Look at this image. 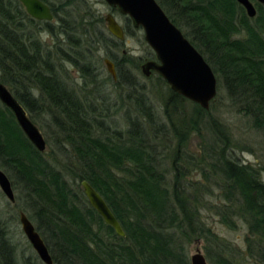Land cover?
<instances>
[{
  "label": "trees",
  "instance_id": "obj_1",
  "mask_svg": "<svg viewBox=\"0 0 264 264\" xmlns=\"http://www.w3.org/2000/svg\"><path fill=\"white\" fill-rule=\"evenodd\" d=\"M41 1L59 23L56 32L53 20L36 21L18 0H0V83L11 89L34 121L33 114L43 111L40 107L54 116L65 145L78 156L80 172L74 180L80 185L86 181L95 189L125 233L118 237L89 205H82L59 169L49 163L45 152L30 144L12 113L0 104V168L13 178L12 186L16 182L22 186L30 210H37L45 225L40 235L53 264H188L182 243L194 235L209 244L205 251L210 264H245L232 257L230 244L195 222L182 185L188 173L180 172L181 163L189 161L185 142L190 134H200V118L206 111L168 87L162 92L166 121L160 123L149 92L123 66L127 62H116L115 82L98 73L99 63L90 51L95 45L117 49L121 42L93 27L90 18L86 22L78 15L70 18L79 13L82 1L60 0L58 7ZM156 1L182 33V26L188 29L184 36L222 79L241 113L264 134V6L255 3L257 14L250 19L235 0ZM122 18L124 32L131 33V21ZM98 22L105 23L102 18ZM41 31L53 36L51 45L41 40ZM61 36L64 39L60 40ZM107 56L111 60V55ZM65 63L77 69L83 83L75 84L61 75ZM98 79L105 80L106 89L129 88L132 93L140 89L139 96H125L135 111L126 112V129L105 127L102 122L93 125L97 98L92 89ZM34 87L40 97L34 95ZM188 104L192 106L189 113L184 111ZM50 110L57 111L59 117ZM101 117L105 118L104 112ZM143 118L148 123L145 127ZM209 122L212 128L204 125L211 135L209 149L194 166L202 170L206 159L214 165L223 182L222 203L212 208L215 216L229 230L243 224L247 231L244 258L264 264V184L260 181L264 169L239 163L225 152L217 123ZM100 129L108 130V136L95 133ZM166 133L176 139L171 184L160 168L165 151L159 136ZM200 189L201 194L207 193ZM81 196L87 202L83 192ZM0 264H19L1 226Z\"/></svg>",
  "mask_w": 264,
  "mask_h": 264
},
{
  "label": "rangeland",
  "instance_id": "obj_2",
  "mask_svg": "<svg viewBox=\"0 0 264 264\" xmlns=\"http://www.w3.org/2000/svg\"><path fill=\"white\" fill-rule=\"evenodd\" d=\"M47 1L52 3L55 7H58L60 4V0ZM81 1L83 5L81 10L77 14L74 13L70 18H74V16L77 17L78 15V19L81 17L85 18L84 22L90 18L89 21L93 22V27L101 29L104 33L109 34L106 28V23L101 24L98 21L100 18L104 21L106 15L110 13L124 29L125 23L122 16L118 12L111 10L103 0ZM250 1L255 5V0ZM62 14L63 13L60 12V16L63 17L64 14ZM177 20L181 23V20ZM51 24L53 25L55 32L59 30V23H57L56 20H53ZM131 29L132 32L129 34L124 32L125 38L117 49H113V47L103 48L101 45L97 47L95 45L93 47L94 50L90 51V53L96 56L94 57V60L96 59L99 63L98 73L104 78L110 76L107 73L104 64V59L108 58L107 54L111 55V61L115 65L117 61L122 60L125 63L127 62V64H123V66L125 69L129 68L139 86L142 87L143 90L149 92L148 96L154 106L155 115L158 116L157 120L164 124L166 119L163 113L164 107L162 102L164 97L162 92H165L168 86L164 81V83L161 82L158 79L159 76L154 72H152L149 77H145L142 74L141 66L146 61L155 60V58L152 59V51L145 43L142 31H138L134 28ZM182 30L183 33L188 32V29L183 26ZM39 36L41 40L48 45H51L54 40L53 36L51 37L46 31H41ZM59 39H64V37L61 36ZM63 67L65 70L61 72L62 76H66L67 79L69 78L75 84L83 83V79L79 72L71 64L65 63ZM214 75L217 80L216 98L211 103L209 109L204 110L206 111V114H203L202 118H200V134H190L185 142L186 156H188L186 159H189V161H183V163H181L183 167L180 169V172L188 173L183 178L182 185L185 189L188 203L192 206L195 222L197 220L204 229L209 231L211 236L219 237L226 243L230 244L231 249L234 250L232 257L239 263L245 261V264H254L251 260L244 258V238L247 232L246 227L239 223L235 230H229L221 224L219 217L215 216L213 212L214 210L212 208L217 207L222 203L220 197L222 195L221 187L223 185L214 165L210 160L208 161L206 159L202 165V170L194 166V161L200 160L199 158H202L204 151L209 149L210 144H208L207 140H210L211 135L208 128H205L204 125H207L208 123V126L211 127L209 120H213L217 123L216 125L220 130V134L216 130L214 131L215 134H219L217 136L226 143L224 146L225 152H230L239 163L249 165L256 169H264V134L252 126L251 119L241 113L238 102L228 93L222 79H218L215 73ZM105 87V80L98 79L96 86L92 89L94 92L96 90L95 96L97 98V101L95 102L97 111L96 115H94L93 125L99 126L97 122H102L101 125H104L105 127L124 130L128 126L125 117L126 112L128 111L135 114L131 103H129L125 96L126 94L137 96V93L139 96L140 89H138V91L135 90L132 93L129 88H123L122 91L119 88L118 91L113 87L110 89H106ZM6 88L11 92V89L8 86H6ZM35 89L33 90L34 95L40 97L42 94H39V91ZM11 94L13 95L12 92ZM40 108L45 113L41 111L40 113L33 114L36 121L30 118V114L26 110L25 111L46 141L45 158L50 164H54L56 168L59 169L61 176L68 182L69 186L71 185L72 189L80 197L82 205H89L81 196L83 191L79 180L76 179L75 181L73 178L76 173L79 174L80 172V166L77 162L78 156L73 152L72 147L65 145L62 136L58 133L59 125L53 121L54 116L51 113H46L47 110L44 107ZM184 111L187 113L191 112L192 106H190V104L185 105ZM50 112H53L55 116L59 117L57 111L50 110ZM103 112L105 118L101 117L103 116ZM141 123L144 127L147 126V119L143 118ZM99 132L103 138L107 137L109 133L106 129H100V131L96 130L95 133L99 134ZM159 137V142L162 141L161 145L165 151L162 154L163 162H161L160 168L164 173L166 180L171 184L173 180V168L171 162L174 159L173 150L174 146H176V139H173L169 133H166V135L164 134V136L160 135ZM213 152L214 150H211V153ZM0 170L7 175L11 184L14 183V180L9 173L2 168H0ZM260 181L264 184V170L261 171ZM12 187L16 199L14 204L10 203L0 190V226L5 232L6 238L15 248L16 260L19 264H24V262L27 261L30 262V264H43L21 231L19 213L24 212L26 214L39 234L45 232V225L39 219L38 212H36L37 210L34 211V208L33 210H30L29 202H27L28 198L26 197V192L22 186L16 182ZM200 187L206 189L207 193L201 194ZM207 246H209V244L199 236L194 235V237L186 239V241L182 243V247L183 255L188 264H190V257L196 252V250H199L206 258L205 249ZM206 261L207 264H210L207 259Z\"/></svg>",
  "mask_w": 264,
  "mask_h": 264
},
{
  "label": "water",
  "instance_id": "obj_3",
  "mask_svg": "<svg viewBox=\"0 0 264 264\" xmlns=\"http://www.w3.org/2000/svg\"><path fill=\"white\" fill-rule=\"evenodd\" d=\"M110 9L127 17L133 28L140 29L147 46L155 55V60L146 61L141 72L149 77L156 73L172 92L182 98L208 110L217 95V80L210 65L197 49L168 18L156 0H103ZM248 18L256 17V7L250 0H235ZM26 14L36 21L51 22L53 15L50 7L41 0H18ZM264 5V0H255ZM109 34L122 42L125 38L123 27L112 14L105 19ZM108 74L116 81L114 63L104 59ZM0 104L8 109L23 135L40 153L46 151V141L39 129L28 117L24 108L11 92L0 83ZM83 194L89 206L101 217L104 224L111 227L118 237L125 233L104 199L86 181L81 182ZM0 190L6 199L14 204L15 195L7 175L0 170ZM21 231L31 248L43 264H53L49 250L40 234L24 212L19 213ZM190 264H207L206 258L199 250L190 257Z\"/></svg>",
  "mask_w": 264,
  "mask_h": 264
}]
</instances>
